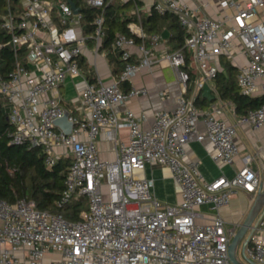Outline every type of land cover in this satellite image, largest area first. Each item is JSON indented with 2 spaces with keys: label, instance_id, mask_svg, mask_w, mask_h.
<instances>
[{
  "label": "built area",
  "instance_id": "1",
  "mask_svg": "<svg viewBox=\"0 0 264 264\" xmlns=\"http://www.w3.org/2000/svg\"><path fill=\"white\" fill-rule=\"evenodd\" d=\"M6 2L0 12L1 34L6 37L0 39V98L15 127L12 142L41 147L48 167L69 158L58 205L84 197L87 206L73 220L39 209L27 197L14 203L0 199V264H233L228 245L237 226L228 224L221 209L240 189L257 192L264 175L254 168V156L246 155L234 176L207 180L199 164L184 157L190 140L208 138L215 147L214 159L234 166L241 151L237 126L264 128V103L230 122L219 113L221 98L210 109L195 101L221 68L219 57L232 59L236 44L245 62H236L240 91L264 94V0H219L222 14L215 17L195 13L186 0H154L155 12L175 14L187 34L182 48L164 54L180 82L177 104L157 112L148 128L142 126L145 115L126 107L130 98L148 89L122 87L133 83L140 69L153 66L152 47L162 40L160 33L149 35L143 29L137 3L138 18L128 27L141 41L118 32L102 52L105 8L114 0H83L85 6L100 9L92 30L82 8L75 13L69 0ZM6 46L12 52L10 67L1 52ZM184 47L190 53L189 67L200 74L192 91ZM87 51L106 56L118 52L125 66L105 82L82 66ZM67 77H79L86 84L79 92L80 105L62 97ZM117 105L124 108L118 110ZM66 108L73 122L67 133L55 123ZM201 120L204 130L198 127ZM122 128L129 132L127 140L119 138ZM101 129L118 143L114 160L100 156ZM152 163L170 167L181 187L180 202L156 196L154 180L144 175ZM204 205L209 211L201 210ZM250 230L246 254L264 264L263 211Z\"/></svg>",
  "mask_w": 264,
  "mask_h": 264
},
{
  "label": "crops",
  "instance_id": "2",
  "mask_svg": "<svg viewBox=\"0 0 264 264\" xmlns=\"http://www.w3.org/2000/svg\"><path fill=\"white\" fill-rule=\"evenodd\" d=\"M118 1V5L121 4V6L129 7V11L125 15L126 17L131 16L133 13L135 14L134 11L137 3L139 7V15H141L142 19L148 18L154 2V0H132L133 2H130V4H124L129 0H121V3ZM186 2L197 14L209 15L211 17L222 14L221 9L219 8V0H186ZM260 11V17L264 18V8ZM135 17L138 18V15ZM160 34L162 36L161 42L157 46L152 47L153 57L155 59L153 66L151 68L145 67L140 69L133 77V83L130 84L127 82L126 84L128 89H130L133 84L148 89L146 94L133 96L126 104V107L135 111L137 115L146 116V119L142 123L144 128H148L151 125L157 112L175 107L180 92V82L177 81L173 68L164 57L167 50L176 49L175 43L170 40L172 30L165 26L160 30ZM236 45L237 47L232 59L227 55L223 56L236 65V62L245 63L242 53L240 52V45ZM106 50L107 49L105 48L102 52ZM134 50L138 52L137 48ZM102 52L95 55L91 51H87L86 58L82 61V66L90 71V73L100 75L105 82H111L119 71L116 68H120L124 62L120 61L119 63H116V59L121 58L118 55V52H111L107 56ZM192 70L193 77L189 83L190 88L192 87V89H190V91L195 89L196 83L200 77V74L195 67H193ZM77 78L78 77H67L61 87V93L65 101L72 99L76 104L80 105L79 92L86 84L83 79L80 78L79 82H76ZM213 84L212 81V93L217 96ZM123 85L124 83L122 84V87L125 89ZM218 99L217 96L215 102L204 105L202 108L210 109L213 104L218 102ZM67 104L68 107H73L74 105L69 104V102H67ZM123 108L124 107L119 105L116 107L118 110H122ZM219 108V113L223 117L230 122H235L238 113L235 112V109L230 102L223 101V103L219 104ZM198 127L200 130H204V123L202 120ZM237 129V141L241 151L234 166L214 159L215 147L212 141L208 138H204L202 141L192 139L186 144L187 151L184 157L185 162H197L199 164L201 175L207 180H212L222 174L228 177L234 176L236 170L243 163L242 157L251 155L254 156V168L264 175V128L250 129V127L246 125H239L237 126ZM100 133L98 145L101 150V158L114 160L117 157V141L115 139H110L104 129H101ZM118 133L119 138L127 140L129 132H127L126 128L119 129ZM144 175L154 180L155 194L163 202L178 203L182 200L181 187L175 180L170 167L158 163L147 164L144 170ZM255 193L253 194L240 189L235 195H233L231 201L222 207L221 213H223L224 217L229 220V222L227 221L228 224H231L230 221H233L234 223L231 226L235 225L238 228L240 222H242L247 216L248 211L254 202ZM201 210L207 212L209 211V206L204 205L201 207Z\"/></svg>",
  "mask_w": 264,
  "mask_h": 264
},
{
  "label": "trees",
  "instance_id": "3",
  "mask_svg": "<svg viewBox=\"0 0 264 264\" xmlns=\"http://www.w3.org/2000/svg\"><path fill=\"white\" fill-rule=\"evenodd\" d=\"M75 2L82 8L88 23V30H92V23L100 9L85 6L83 0H75ZM130 2L133 1L129 0L124 4H130ZM6 4V0H0V12L5 10ZM118 6L121 4L118 5L117 0H114L105 8L107 34L102 49L110 47L118 32L126 33L129 36L133 35L137 42L141 41V37L130 31L128 27L131 20H137L136 15L134 13L128 17L121 15L117 10ZM149 14L148 18L141 20L143 29L147 34L160 33V30L167 26L172 30L170 40L175 43V47L182 48L184 46L187 33L175 14L160 15L153 8ZM1 33L0 29V39H6L5 35ZM184 48L191 80L193 70L189 67L190 53L186 47ZM1 52L7 67H10L11 47L6 46ZM118 55L120 56V54ZM219 60L221 68L213 78V85L218 98L232 103L235 112L238 114H246L251 109L260 107L264 103V94L251 96L243 94L237 79L239 67L223 55L219 57ZM120 61L124 62L121 58L116 59V63ZM124 66L123 63L120 68L117 67L116 69L120 71ZM126 84L127 82H124L123 86L125 90H128ZM196 97L195 101L199 107L215 102L217 99L210 101L206 96H203V88ZM8 114L9 107L0 98V199L14 203L20 197H27L37 202L39 209L60 212L68 219H78L80 211L87 206L84 197L72 199L64 206H59L57 202L66 188L65 178L70 162L69 158H60L57 163L48 167L44 162V153L41 151V147H30L27 143H13L12 135L15 127L8 119Z\"/></svg>",
  "mask_w": 264,
  "mask_h": 264
},
{
  "label": "water",
  "instance_id": "4",
  "mask_svg": "<svg viewBox=\"0 0 264 264\" xmlns=\"http://www.w3.org/2000/svg\"><path fill=\"white\" fill-rule=\"evenodd\" d=\"M71 6L75 13L80 12L81 7H79L75 0H69ZM203 96H206L210 101H213L217 98L215 94L212 93L211 85L206 82L203 86ZM69 110L66 108L64 115L58 117L55 120V123L63 129L66 133L71 131L73 122L68 117ZM255 198L252 206L250 207L247 216L244 218L242 222H240L238 228L236 229V233L230 241L229 247V257L233 264H259L252 261L246 254L247 245L250 242L252 231L250 228L252 224L255 222L257 216L264 212V183L261 184L257 192L255 193ZM242 242V255L245 258V261H242L238 258V246L239 243Z\"/></svg>",
  "mask_w": 264,
  "mask_h": 264
},
{
  "label": "rangeland",
  "instance_id": "5",
  "mask_svg": "<svg viewBox=\"0 0 264 264\" xmlns=\"http://www.w3.org/2000/svg\"><path fill=\"white\" fill-rule=\"evenodd\" d=\"M118 2L121 3V0H119ZM117 10L119 11V13L121 15H124L125 16L127 14V12L129 11V7L128 6H118L117 7ZM76 82H79V77L76 79ZM227 221L229 222V220H227ZM230 223L231 224H229V225H233L234 222L233 221H230ZM238 247H239L238 248V252H237L238 258H240L242 261L246 262L245 261V258L242 255V242L239 243V246Z\"/></svg>",
  "mask_w": 264,
  "mask_h": 264
}]
</instances>
